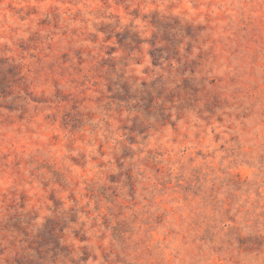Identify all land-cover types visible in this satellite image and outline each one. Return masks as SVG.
Here are the masks:
<instances>
[{"label":"clouds","instance_id":"obj_1","mask_svg":"<svg viewBox=\"0 0 264 264\" xmlns=\"http://www.w3.org/2000/svg\"><path fill=\"white\" fill-rule=\"evenodd\" d=\"M153 14L175 23L182 38L179 63L169 61L171 75L158 68L144 74L151 68L147 43L143 53L129 55L99 31L118 20L116 32L131 24L147 40L156 31ZM189 25L203 28L194 40L185 34ZM78 49L83 64L73 54ZM109 58L115 72L97 71ZM0 60L18 66L27 86H13L0 101L20 97L23 105L0 107V264H16L18 254L35 257L24 234L4 226L38 213L22 224L30 239L52 216L53 193L69 224L61 244L73 248L56 264H81L83 247L95 257L86 264H264V249L243 253L234 239L227 243L230 232L264 237V0H0ZM193 62L194 71L181 74ZM121 72L141 93L143 82L162 74L165 91L148 111L133 107L138 100L120 103L117 111L107 84ZM58 90L68 101L56 98ZM213 98L219 107L209 112ZM74 100L73 115L82 120L75 131L61 122ZM133 121L140 125L135 131ZM125 149L134 154L130 159H121ZM189 183L192 191L185 192ZM81 226L84 244L73 239ZM206 231L214 239L201 240Z\"/></svg>","mask_w":264,"mask_h":264},{"label":"rangeland","instance_id":"obj_2","mask_svg":"<svg viewBox=\"0 0 264 264\" xmlns=\"http://www.w3.org/2000/svg\"><path fill=\"white\" fill-rule=\"evenodd\" d=\"M106 2V0H105ZM118 4H125L126 0H116ZM127 11V8L125 9ZM132 15H139L138 11H134ZM145 20H148L149 17L145 16ZM46 23V22H42ZM151 25L156 29L153 32L150 39H142L138 32L132 31V25L129 24L123 32H116L115 28L119 26V22L117 20L116 25H102L99 28V31L107 33L105 36V43L115 38L116 43L119 48L124 49L126 52L131 54L133 51L143 53V49L141 45L147 43L149 45V49L147 55L151 58V68H146L144 70L145 75H153V69H160L161 73H168L171 75V65L169 61L175 59L177 63H179V51L178 46L182 42V38L179 37L178 31H176L177 25L175 23H169L167 21L160 20L156 14H153L150 20ZM203 31L202 27L193 28L191 25L187 26L185 29V34L191 37L193 40L196 39L199 35V32ZM92 41H96V37H91ZM23 48L24 45H21ZM84 50L78 49L73 52L76 56L77 63L83 64L85 61L82 56V52ZM116 51V48H108L105 50V55L111 57V54ZM186 53L191 52V44L185 49ZM61 60L64 63H68L70 58L68 53H63L61 55ZM142 60V57H141ZM141 60H137V63H140ZM165 64H168V67L165 68ZM195 62L192 64H185L183 68L180 70L181 74L184 71L193 70L194 71ZM108 69V73H114L116 70V62L111 60L110 58L107 60H101L97 71L103 68ZM127 67V65H125ZM135 79H125V75L123 72L120 73L118 79L116 81H108L107 84V92L111 93L109 99L116 102L118 104L117 111H119V104L124 103L127 104L131 100H138V102L133 105L136 110L148 111L154 105L155 99L159 98V96L163 95L165 88V78L164 75H156V79L149 84L147 81L143 82L141 87L144 89V92L141 93L139 90H134ZM185 91H192V94H195V90L193 86L188 82L184 81ZM13 86L24 87L26 90V85L24 84L23 77L19 74V67L8 64L7 60H0V101H6L7 97L10 96L11 89ZM155 93V96L153 95ZM56 98L61 100L62 102L68 101L69 97L64 96L59 90L56 93ZM20 97L14 99L11 103H0V107L7 108L8 110H15L17 108H22L23 105L18 104L17 100H20ZM34 100L41 103H46V98H36L33 97ZM167 99L171 100L172 96L169 95ZM79 101H73L72 103V111H66L61 117V122L63 127L71 126L72 130L75 131L77 128L82 126V120L80 118V114L77 113L73 115V112L76 111V107ZM219 107V102L213 98V100L206 105V108L209 112H214V109ZM22 118V117H21ZM53 121L56 119L55 115L50 117ZM140 125L133 121L132 131H135L139 128ZM127 128V125H125ZM131 143H135L133 137L129 138ZM216 142H219L220 137L217 135L214 137ZM134 155L130 150L125 149L121 159L131 158ZM196 156L200 159H207V156L204 152H197ZM83 158H81L82 160ZM76 163H80L81 161H74ZM264 162V159H262ZM189 163H194V159L190 158ZM118 167H123L120 163V160H117ZM198 171V170H197ZM197 171H194L193 175L196 177L195 183H199V177L197 175ZM130 178V177H129ZM59 179V178H58ZM112 181H118L119 177L114 176L110 178ZM238 179V178H237ZM192 191V185H189L185 188V192ZM199 189L193 192V195H196ZM100 195L111 202V197H108L103 191H101ZM25 198H21V207H23V200ZM49 199L53 203V212L52 216L47 217L45 219V223L43 226L36 232L34 236H31L29 239V233L26 230V227L23 225H30L31 219L34 218L38 213H34L32 216H25L21 218L20 216H15L10 218L9 224L5 225V228L11 227L16 231L24 234L25 239L27 240L28 247L32 249L35 253V257H29L25 255H19L16 259V264H56L60 255L65 257H69L73 251V248L67 244H61L62 240L66 239L65 229L68 228V221L65 219L63 214H60L57 210L60 207V201L56 200L55 194H50ZM71 222H76V214L73 212L71 216ZM14 221V222H13ZM103 223L105 227L108 225V218H103ZM124 230V229H122ZM229 239L227 243L231 246L233 239L235 240L236 249L238 252L250 253L253 251H260L264 249V237L259 236H250L247 238H241L238 233L230 232L228 234ZM214 239L210 232L206 231L205 235L201 237V240L204 239ZM73 239L78 240L82 244L86 243L88 237L84 234L83 226H81L80 230H73ZM223 243V242H222ZM224 249L223 247H218L214 249L215 252L220 253ZM81 252L83 256L81 258V264H86L87 259L92 256V252L87 247L81 248ZM94 259L95 257L92 256ZM107 259V257H105Z\"/></svg>","mask_w":264,"mask_h":264}]
</instances>
